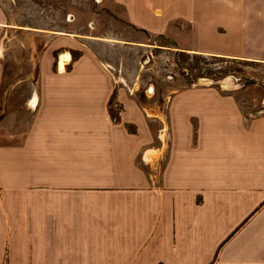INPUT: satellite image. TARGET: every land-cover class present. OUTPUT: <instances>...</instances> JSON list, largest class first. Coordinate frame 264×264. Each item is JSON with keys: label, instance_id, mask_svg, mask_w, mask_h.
<instances>
[{"label": "crops", "instance_id": "obj_1", "mask_svg": "<svg viewBox=\"0 0 264 264\" xmlns=\"http://www.w3.org/2000/svg\"><path fill=\"white\" fill-rule=\"evenodd\" d=\"M107 7L178 51L264 63V0ZM45 10L0 0V114L23 109L22 90L1 91L14 64L23 83V33L44 40L29 128L0 142V264H264V113L218 86L142 99L93 46L112 37L66 32Z\"/></svg>", "mask_w": 264, "mask_h": 264}, {"label": "rangeland", "instance_id": "obj_2", "mask_svg": "<svg viewBox=\"0 0 264 264\" xmlns=\"http://www.w3.org/2000/svg\"><path fill=\"white\" fill-rule=\"evenodd\" d=\"M33 1L46 9L45 16L49 21L51 18L58 19L62 30L66 32L88 34L101 38V41H109L108 37H112L110 41L114 44L112 46H93L105 60L115 63L112 65L118 81L125 85L140 87L139 93L142 99L147 96L160 98L159 93L168 88L182 89L195 85L218 86L223 92L234 95L249 117L264 113V63L245 59L223 61L210 57L206 60L207 64L203 63V66L215 72L226 71L227 74L218 79L213 76L196 77L188 69H183L182 61L178 60L180 59L178 50L175 49V45H172V42L175 43L173 40L146 32L130 24L123 14L111 12L107 7L108 0ZM68 21H71V24H68ZM174 34L179 43L190 44L193 40L192 36L182 32H174ZM43 44L44 40L41 38L23 33V83L18 84L20 79L17 74L20 72V66L17 63L12 65L9 71L12 78L5 80L1 90L11 86L17 95L19 90H22L23 109L1 110V143L7 142L9 137L12 142L23 139L29 128L33 110L27 105L26 98L30 96L36 85L37 59ZM138 46L149 49L137 48ZM193 63V59L188 60V64ZM197 72L195 71L196 75ZM202 79L205 82H201ZM223 82H227V85ZM149 87H154L153 89L157 91L156 95L144 92ZM115 102L112 107L120 118L118 109L114 106Z\"/></svg>", "mask_w": 264, "mask_h": 264}, {"label": "trees", "instance_id": "obj_3", "mask_svg": "<svg viewBox=\"0 0 264 264\" xmlns=\"http://www.w3.org/2000/svg\"><path fill=\"white\" fill-rule=\"evenodd\" d=\"M163 36V35H162ZM165 37V36H163ZM175 43L172 42V45H174ZM177 54L180 55V61H182L183 63V69H188L193 75H195L196 77H203V76H213V77H216V79L218 78H222L224 77L227 72L226 71H213L212 69L208 68L207 66H203V63L204 64H207L206 63V60L210 57H213V59H219V60H223V61H233V60H238V59H233V58H227V57H224V56H218V55H206V54H203V53H190V52H187V51H177ZM189 59H193L194 60V63L193 64H188V60ZM179 64V63H178ZM195 71H198L197 72V75L195 73ZM226 72V73H225ZM113 99H111L110 103H109V109H110V112H111V116L113 118L116 117V113L115 111L113 110ZM120 118H117V121H119Z\"/></svg>", "mask_w": 264, "mask_h": 264}, {"label": "built area", "instance_id": "obj_4", "mask_svg": "<svg viewBox=\"0 0 264 264\" xmlns=\"http://www.w3.org/2000/svg\"><path fill=\"white\" fill-rule=\"evenodd\" d=\"M114 106L118 109V114H119V116L122 114V108H120L121 106L118 104V103H114ZM117 118H119L118 117V115L116 114V117L115 118H113L115 121H117Z\"/></svg>", "mask_w": 264, "mask_h": 264}, {"label": "water", "instance_id": "obj_5", "mask_svg": "<svg viewBox=\"0 0 264 264\" xmlns=\"http://www.w3.org/2000/svg\"><path fill=\"white\" fill-rule=\"evenodd\" d=\"M201 82H205V80L202 79ZM223 83L224 85H227V82H223Z\"/></svg>", "mask_w": 264, "mask_h": 264}, {"label": "bare ground", "instance_id": "obj_6", "mask_svg": "<svg viewBox=\"0 0 264 264\" xmlns=\"http://www.w3.org/2000/svg\"><path fill=\"white\" fill-rule=\"evenodd\" d=\"M35 101H36V97L34 98L33 103H35Z\"/></svg>", "mask_w": 264, "mask_h": 264}]
</instances>
